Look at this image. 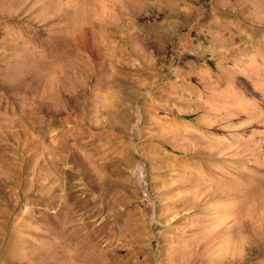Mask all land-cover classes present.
<instances>
[{
	"label": "rangeland",
	"instance_id": "obj_1",
	"mask_svg": "<svg viewBox=\"0 0 264 264\" xmlns=\"http://www.w3.org/2000/svg\"><path fill=\"white\" fill-rule=\"evenodd\" d=\"M0 264H264V0H0Z\"/></svg>",
	"mask_w": 264,
	"mask_h": 264
}]
</instances>
